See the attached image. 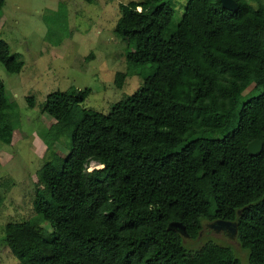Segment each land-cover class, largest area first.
<instances>
[{"label":"trees","instance_id":"16d2710c","mask_svg":"<svg viewBox=\"0 0 264 264\" xmlns=\"http://www.w3.org/2000/svg\"><path fill=\"white\" fill-rule=\"evenodd\" d=\"M236 1L187 0L176 25L171 0L120 3L115 31L130 50L115 81L143 74V85L108 113L81 107L90 88L47 95L52 159L38 170L33 214L3 228L18 264H244L230 245L190 250L169 228L181 222L196 239L217 219L237 222L246 264H264V147L247 149L264 144V4ZM0 62L24 67L2 37ZM19 125L0 78V141ZM62 136L66 156L54 147Z\"/></svg>","mask_w":264,"mask_h":264},{"label":"rangeland","instance_id":"374dc122","mask_svg":"<svg viewBox=\"0 0 264 264\" xmlns=\"http://www.w3.org/2000/svg\"><path fill=\"white\" fill-rule=\"evenodd\" d=\"M4 1L0 37L7 41L11 53L24 61V67L19 73H11L0 62V78L10 104L20 112L12 143L0 141V264H18L3 243V228L33 214L38 170L52 159L45 138L54 119L42 111L47 95L72 86L90 88L81 107L108 113L115 102L136 92L144 79L143 74L128 76L121 88L115 81L117 72L127 70L126 54L130 50L115 31L122 15L119 5L131 0ZM171 1L176 25L187 0ZM150 73L152 66L148 65L144 74ZM30 96L35 99L34 107L29 106ZM68 139L62 136L54 143L56 152L63 156L69 152ZM98 167L101 165L92 161L89 170ZM209 241L230 245L242 263H247L249 253L237 237L217 232L207 221L199 237H186L184 244L196 250Z\"/></svg>","mask_w":264,"mask_h":264},{"label":"water","instance_id":"95a60500","mask_svg":"<svg viewBox=\"0 0 264 264\" xmlns=\"http://www.w3.org/2000/svg\"><path fill=\"white\" fill-rule=\"evenodd\" d=\"M223 7L230 10H238L239 4L236 0H221ZM263 141L260 139H254L249 142L247 149L251 155L257 156L260 155L263 151ZM213 227L217 232L221 230H227L229 232L230 237H236L237 234V222L231 220H223L217 219L209 224ZM169 228L178 231L184 237H190V234L187 232L185 226L178 221H173L170 223Z\"/></svg>","mask_w":264,"mask_h":264},{"label":"flooded vegetation","instance_id":"af4514ba","mask_svg":"<svg viewBox=\"0 0 264 264\" xmlns=\"http://www.w3.org/2000/svg\"><path fill=\"white\" fill-rule=\"evenodd\" d=\"M213 222V221H212ZM211 222H208V225L210 224ZM222 231H224L225 232V234L227 233V234H229V232L227 231V230H222ZM200 234H201V232H200Z\"/></svg>","mask_w":264,"mask_h":264}]
</instances>
